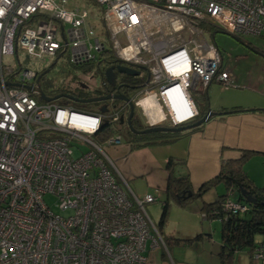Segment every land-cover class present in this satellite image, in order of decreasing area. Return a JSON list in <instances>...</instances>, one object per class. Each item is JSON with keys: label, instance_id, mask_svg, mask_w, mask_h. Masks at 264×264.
<instances>
[{"label": "built area", "instance_id": "2783aa9c", "mask_svg": "<svg viewBox=\"0 0 264 264\" xmlns=\"http://www.w3.org/2000/svg\"><path fill=\"white\" fill-rule=\"evenodd\" d=\"M94 1L109 48L88 23L90 12L70 0H0V264H147L148 241L162 242L145 208L158 194L138 197L107 152L121 136L92 138L104 123L119 122L124 105L101 112L41 100L37 87L53 96L73 93L78 84L77 74L63 71L59 85L45 90L40 81L49 60L67 52V64L78 67L111 54L147 66L159 95L180 81L188 93L212 82L233 85L203 25L236 36L264 34V0ZM157 35L167 40L155 42ZM18 52L38 59L43 71L22 67ZM4 56H15L18 68L5 65ZM73 139L89 145L77 157ZM46 194L56 197L59 212ZM247 208L229 192L221 204L225 214ZM250 260L264 264V239Z\"/></svg>", "mask_w": 264, "mask_h": 264}, {"label": "crops", "instance_id": "0c3cea01", "mask_svg": "<svg viewBox=\"0 0 264 264\" xmlns=\"http://www.w3.org/2000/svg\"><path fill=\"white\" fill-rule=\"evenodd\" d=\"M261 70L264 68L261 67ZM230 75L233 80L231 72ZM217 86L221 89L231 87L212 82L205 93L200 89L197 91L201 95L213 96L218 94ZM224 98L218 106L199 110L216 112L203 124L179 132H166L167 139L171 140L169 142L135 146V142L128 139L108 147L109 157L126 180L133 183L138 178L144 180V189L141 194H136L138 197L157 193L158 202L163 204L168 180L165 164L169 158L173 160L175 174H188L191 190L196 192L204 182L219 173L222 163L238 159L244 150L251 152L244 163L245 173L255 186L264 188V100L244 104ZM160 99V95L150 93L138 102L151 122L170 117L168 105L162 100L165 111ZM196 110L198 112L197 107ZM219 185L223 186L222 183L214 185L202 197L190 200L186 206L171 204L161 229L154 222L162 242L159 240L157 246L151 247V241H148L145 251L147 264H219L221 240L216 230L218 226L221 228V222L206 219L200 211L203 202H212L225 193L224 188L218 190ZM212 189H215V199L210 192ZM151 204H145L148 214L147 208ZM260 239L261 236H258L257 240ZM235 264H250V254L246 251L236 252Z\"/></svg>", "mask_w": 264, "mask_h": 264}, {"label": "rangeland", "instance_id": "374dc122", "mask_svg": "<svg viewBox=\"0 0 264 264\" xmlns=\"http://www.w3.org/2000/svg\"><path fill=\"white\" fill-rule=\"evenodd\" d=\"M72 5H80L85 7L89 12L90 16L88 19V23L92 24L95 32H97L101 40L105 42L106 48L111 46L107 36L104 34L103 30V21H102V8L101 6L95 2L94 0H70ZM66 27V26H65ZM184 34V33H183ZM206 38L209 42L216 45L222 52L224 62L226 64V68L229 69L231 74L233 75L234 86L228 87L226 89H221V87L217 86L216 91L218 94L212 95H201L197 90L189 88L188 92L198 108V110H202L203 107H212L220 105L222 97L224 99L230 101H240V103H250L256 101L264 100V70H261V67L264 68V36H236L230 33H227L221 29L215 28L211 32L206 34ZM158 39L167 40L164 37L158 38V35L154 37L155 42H158ZM169 39H171L169 37ZM168 39V40H169ZM254 47L256 50H252ZM153 51H150L152 54ZM19 60L22 63V67L31 68L39 73L43 71V64L39 62L38 59L32 56H27L22 52H18ZM3 62L7 66L18 68V62L15 59V56H4ZM68 63V54L63 53L60 57L58 63L47 73L46 76L42 78L40 81L41 85L45 88V90L50 91L54 90L58 85L60 79L63 77V71H68L74 75L87 72L91 68V64H86L78 67H71ZM152 64L154 62L152 61ZM143 66V65H142ZM144 69L148 72L150 76V80L144 85V87L139 91L138 96L136 97L137 109L141 113L142 121L144 123L149 122V118L146 115L144 109L139 105V100L146 96L147 94L153 92L155 95L159 96V87L160 85L152 83L153 80L152 73H150V69L147 66H143ZM236 78V79H235ZM201 92L205 93V90H201ZM221 93L223 95H221ZM69 100L60 97L55 100L57 104H68ZM79 103V102H75ZM74 103V104H75ZM164 103H162L163 105ZM84 107H80L82 110L86 111H95L96 104L94 102H88L83 105ZM164 106V105H163ZM164 110L166 111V107L164 106ZM213 111V110H212ZM215 112V111H214ZM195 118V116H194ZM193 119L184 122V124L190 123ZM157 124H164L172 126V120L170 117L162 119L160 121L154 122ZM111 127L117 129V133L121 136L122 140L130 139L129 134L126 131V127L120 122H113ZM94 138V136H92ZM121 140V141H122ZM71 145L73 148V157H77L81 154V151H85L89 148L87 144H79L75 139L71 140ZM154 145V144H153ZM78 147V148H77ZM79 149V150H78ZM108 152V150H107ZM136 180V179H135ZM134 180V181H135ZM130 188L135 192V194H141L144 189V180L138 178L134 183L132 180H127ZM224 188L222 185L218 186V190ZM223 190V189H222ZM213 194V198L215 196V189L210 191ZM236 191H233L231 196L235 198ZM214 198V199H215ZM44 200L51 207V209L55 212H59L55 203L57 201L56 197L52 194L44 195ZM161 206L162 202H154L148 206V212L153 222L158 224L159 217L161 214ZM71 211L67 210L62 212V215H67ZM217 222V221H216ZM217 235L220 234V228L217 227Z\"/></svg>", "mask_w": 264, "mask_h": 264}, {"label": "trees", "instance_id": "16d2710c", "mask_svg": "<svg viewBox=\"0 0 264 264\" xmlns=\"http://www.w3.org/2000/svg\"><path fill=\"white\" fill-rule=\"evenodd\" d=\"M203 28L207 34L216 27L213 25H203ZM68 102V104H71L77 109L84 107V104L81 103H75L70 100ZM204 113V111L198 110L194 121L199 119ZM115 133H117V130L104 123L100 130L94 134V140L98 143H103ZM127 133L130 136V140L135 142V146L162 144L171 141L167 139L166 134L168 133L161 131L144 133L137 136H133L130 132ZM250 155V151L244 150L238 159L227 160L222 163L219 173L214 178L204 182L196 192L191 190L188 174H175L173 160L169 158L165 164L168 170V180L165 188L166 197L161 206L158 228L161 229L164 225L171 204L186 206L190 200L202 197L214 185L222 183L225 193L212 202H203L200 210L206 219H217L221 222V244L218 252L219 264H235V254L239 251H246L251 255L255 244L264 239V188L255 186L244 171V163ZM188 190L192 191L191 196L182 198V192H187ZM241 190H244L246 195L254 198L252 204L246 202L240 193ZM233 191H236L235 198L231 196ZM228 192L233 200L247 205L248 208L245 212L232 215L225 214L221 210L222 201ZM258 236H261L260 240H257ZM197 237L199 235L195 238ZM179 241L182 240L179 239ZM188 241H191V239H188Z\"/></svg>", "mask_w": 264, "mask_h": 264}, {"label": "flooded vegetation", "instance_id": "af4514ba", "mask_svg": "<svg viewBox=\"0 0 264 264\" xmlns=\"http://www.w3.org/2000/svg\"><path fill=\"white\" fill-rule=\"evenodd\" d=\"M56 58L48 61L44 70L43 77L58 63ZM91 64V68L87 72L77 74L78 84L74 92L68 93L78 99H92L108 96L106 99L91 101L96 104L99 109L101 105H105L106 109L114 106L124 105L123 114L119 122L126 127V131L133 136L141 135L143 129L149 125L142 121V116L137 109L136 97L139 91L146 85L148 81V72L139 67L137 64L124 62L117 59L114 55H102ZM86 65V64H85ZM110 77L108 78V74ZM76 102V101H74ZM132 109V111H131ZM122 119V121H120ZM194 119L191 121L193 122ZM169 126L157 124V126ZM130 128L132 130H130Z\"/></svg>", "mask_w": 264, "mask_h": 264}, {"label": "water", "instance_id": "95a60500", "mask_svg": "<svg viewBox=\"0 0 264 264\" xmlns=\"http://www.w3.org/2000/svg\"><path fill=\"white\" fill-rule=\"evenodd\" d=\"M61 29H62V26H61ZM252 50H256V49L254 47H252ZM139 67L144 68L143 66H139ZM107 75L109 78L110 77L109 73ZM26 87L31 88L30 86H27V85H26ZM37 90L39 92L40 99L43 101H50L53 99L64 97V98H67V99L72 100V101H76V102H80V103H88L91 101H98L100 99L108 98V96H105V97L92 98V99H78V98H76V97H74L68 93H59V94H55L53 96H47L40 87H37ZM99 110L101 112H105L107 109H106L105 105H101L99 107ZM131 111H132V109H131ZM215 114H216V112L211 111V110H207L199 119H197L193 122L187 123V124H178L176 126H174V125H172V126L152 125V126H150L149 125L147 128H145L139 132L140 133H149V132H158V131H161V132H179V131H182L185 129H189L192 127L199 126V125L203 124L204 122H206L212 115H215ZM120 121H122V119ZM130 130H132V129L130 128ZM240 193L245 198L247 203L252 204L254 202V198L250 195H246V192L244 190H241ZM191 194H192V191L188 190L187 192H182L181 197L182 198H188L191 196Z\"/></svg>", "mask_w": 264, "mask_h": 264}, {"label": "bare ground", "instance_id": "6f19581e", "mask_svg": "<svg viewBox=\"0 0 264 264\" xmlns=\"http://www.w3.org/2000/svg\"><path fill=\"white\" fill-rule=\"evenodd\" d=\"M163 37H166V35H163ZM156 46H158V43ZM160 97L166 106L168 105L167 109L170 119L176 123H181L186 119L191 118L195 114L193 102L185 89V81L175 82L172 85L162 89ZM162 100L160 99L161 103H163Z\"/></svg>", "mask_w": 264, "mask_h": 264}, {"label": "clouds", "instance_id": "9594fccd", "mask_svg": "<svg viewBox=\"0 0 264 264\" xmlns=\"http://www.w3.org/2000/svg\"><path fill=\"white\" fill-rule=\"evenodd\" d=\"M188 95H189V92H188ZM189 97H190V95H189ZM190 99H191V97H190ZM191 100H192V99H191ZM192 102H193V101H192ZM193 105H194V102H193ZM194 108H195L196 113H195L191 118L186 119L185 121H183V122H181V123H179V124H184V122H186V121H188V120H191L192 118L194 119V116L197 115V110H196L195 105H194ZM177 125H178V124H177ZM174 126H176V125H174Z\"/></svg>", "mask_w": 264, "mask_h": 264}]
</instances>
